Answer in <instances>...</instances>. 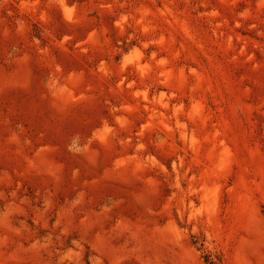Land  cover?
Instances as JSON below:
<instances>
[{"label": "rangeland", "instance_id": "rangeland-1", "mask_svg": "<svg viewBox=\"0 0 264 264\" xmlns=\"http://www.w3.org/2000/svg\"><path fill=\"white\" fill-rule=\"evenodd\" d=\"M0 264H264V0H0Z\"/></svg>", "mask_w": 264, "mask_h": 264}]
</instances>
